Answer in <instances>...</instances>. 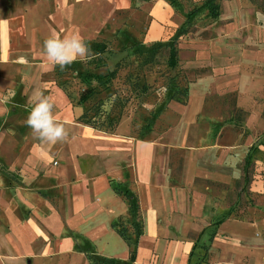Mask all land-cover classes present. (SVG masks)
I'll return each mask as SVG.
<instances>
[{"label":"rangeland","instance_id":"rangeland-1","mask_svg":"<svg viewBox=\"0 0 264 264\" xmlns=\"http://www.w3.org/2000/svg\"><path fill=\"white\" fill-rule=\"evenodd\" d=\"M150 1L91 4L83 30L90 58L53 72L70 105L86 98L80 105L86 120L75 122L88 121L92 132L66 126L67 142L53 145L34 137L28 126L0 121V197L1 190L29 189L30 175L23 178L18 163L27 156L45 155L48 167L62 169L71 181V161L84 156L89 140L93 155L80 161L81 170L90 161L115 159L129 179L137 144L147 143L153 151L150 185L158 199L157 225L171 240L193 243L192 264H264V0H214L216 18L207 0H165L174 11L168 35L144 43V4ZM171 48L177 51L174 68L168 65ZM193 101L201 114L193 115ZM211 126L216 127L209 140ZM225 128L237 135L229 147L220 146ZM234 150L242 156L238 179L225 166ZM113 176L106 181L128 210L112 228L132 252L144 232L139 199L127 191L120 195L122 183ZM2 215L0 206L5 253L0 252V264H19L17 243ZM27 229L36 231L30 223ZM39 229L48 238L46 228ZM42 238L31 241L26 264L39 258L81 264L69 255L57 261L50 252L54 238Z\"/></svg>","mask_w":264,"mask_h":264},{"label":"crops","instance_id":"crops-1","mask_svg":"<svg viewBox=\"0 0 264 264\" xmlns=\"http://www.w3.org/2000/svg\"><path fill=\"white\" fill-rule=\"evenodd\" d=\"M98 2L128 3L129 0H0L1 126H27L25 120L37 91L52 99L54 115L65 126H85L75 122L84 114L80 105H70L66 95L56 86L58 76L53 72L60 66L47 60L43 42L54 31L62 37L79 34L83 38L91 4ZM144 6L147 21L143 42L164 39L173 20V9L165 0H151ZM195 103L198 102L193 101V115L201 114L202 108H197ZM215 127H210L209 140ZM81 131L92 132L87 126ZM236 139L235 132L225 128L220 146L229 147ZM85 143L84 156L71 161L74 163L73 180L67 181V174L62 169L48 167L45 155H30L18 162L21 176L30 175L26 178L29 189L1 190L3 223L8 225L11 237L17 243L14 250L18 263L25 261L26 264L32 255L31 241L42 237L44 241L54 238L56 247L50 252L56 255L57 261L69 255L81 264H90L88 258L96 262L108 259L114 264L194 263L193 243L171 240L157 225L159 205L150 185L153 151L149 145L137 144L136 160L131 164L127 179L121 163L115 159L90 161L88 168L81 170L80 161L88 159L85 155L92 156L94 151V142L87 140ZM112 175L122 183L124 192H119L120 195H126L127 191V195L139 199L137 204L144 221V232L136 239L132 252L112 228L119 217L127 216L128 210L125 200L113 192L106 181ZM37 188L43 189V194L33 191ZM28 223L36 231L26 230ZM39 227L46 228L48 238ZM5 250L11 252L10 247ZM0 252L4 253V248ZM13 253L12 250L10 254L14 256ZM131 254H134L133 261L129 260ZM31 264L53 263L39 258Z\"/></svg>","mask_w":264,"mask_h":264},{"label":"clouds","instance_id":"clouds-1","mask_svg":"<svg viewBox=\"0 0 264 264\" xmlns=\"http://www.w3.org/2000/svg\"><path fill=\"white\" fill-rule=\"evenodd\" d=\"M43 54L52 65H59L61 69L71 65L77 59L90 58V48L79 34L64 35L52 32L43 42ZM34 105L28 114L25 124L31 129L34 137L44 143L67 142L69 132L65 124L54 115V102L43 92L34 93ZM242 160L240 151L234 150L225 161V166L232 169V175L239 178L237 164Z\"/></svg>","mask_w":264,"mask_h":264},{"label":"trees","instance_id":"trees-1","mask_svg":"<svg viewBox=\"0 0 264 264\" xmlns=\"http://www.w3.org/2000/svg\"><path fill=\"white\" fill-rule=\"evenodd\" d=\"M214 0H207L206 1V4L210 7V15L212 18H216L217 17V6L214 4L213 2ZM176 59H177V51L176 49L174 48H171L170 49V52H169V60H168V65L170 68H174L176 66ZM86 101V98L82 97L80 98V100L78 101V104L79 105H82L84 104V102ZM79 120H83L85 121L86 120V113L83 114ZM85 126H89L91 128H94V126H90L89 122H85L84 123ZM249 154L247 155V157L245 158V162H244V167H245V170H246V166L249 164ZM130 261H133L134 260V254H131L130 255V258H129Z\"/></svg>","mask_w":264,"mask_h":264}]
</instances>
